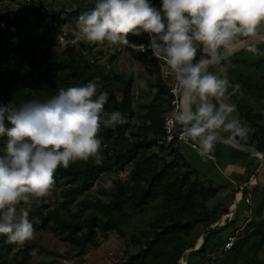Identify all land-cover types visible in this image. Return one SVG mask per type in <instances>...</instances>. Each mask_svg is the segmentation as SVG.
<instances>
[{"label":"rangeland","instance_id":"obj_1","mask_svg":"<svg viewBox=\"0 0 264 264\" xmlns=\"http://www.w3.org/2000/svg\"><path fill=\"white\" fill-rule=\"evenodd\" d=\"M94 4L95 0H0V104L46 101L60 89L89 81L122 103L129 83V110L120 111L128 122L102 125L98 134L102 162L89 158L70 164L71 169L81 166L84 171L75 175L55 172L51 194L26 205L34 238L16 245L0 236V264H242L251 258L248 248L264 233V159L251 160L249 174L238 176L236 170L227 171L232 158L227 146L215 145L212 160L182 140L173 144L174 153L153 145L167 96L161 89L170 87L173 78L150 50L141 52L140 45L149 42L147 34H129L128 45L81 41L79 50L70 46L64 52L54 51L58 37L73 38L78 16ZM39 15H47L48 22ZM21 21L33 28L20 26ZM251 46L264 53V43ZM248 48L209 71L227 78L230 85H240L234 94L231 87L228 90V102L237 106L233 115L242 124L247 113L259 117L255 130L264 135V55H253ZM204 57L198 49L197 60ZM67 63L76 66V77H67ZM24 77H31V82ZM6 141L0 137V155ZM158 170L165 174L155 198L139 209L123 204L131 196L128 188L141 189L144 177ZM251 175L257 182L245 184ZM194 179L212 192L187 200ZM172 181L181 185L168 200L160 186ZM242 185H250L252 197L241 192ZM106 210L115 222H106ZM57 217L64 224L56 222ZM234 231L235 246L225 253L221 245Z\"/></svg>","mask_w":264,"mask_h":264},{"label":"clouds","instance_id":"obj_2","mask_svg":"<svg viewBox=\"0 0 264 264\" xmlns=\"http://www.w3.org/2000/svg\"><path fill=\"white\" fill-rule=\"evenodd\" d=\"M141 33L149 36L141 52L150 50L174 81L177 102L167 123L195 142L198 155L212 158L221 133L248 138L252 129L233 115L237 106L228 102L229 88L234 94L240 85H230L209 67L241 39L264 35V0H161L160 9L149 0H95L78 16L73 38L58 37L54 51L79 50L81 41L128 45L129 34ZM198 49L205 54L199 60ZM247 50L264 55L255 46ZM107 101L108 93L89 81L60 89L46 101L0 104V137H7L0 155V236L6 243L23 245L34 238L26 205L51 194L58 168L89 158L102 162L101 126L128 122L120 111L104 113Z\"/></svg>","mask_w":264,"mask_h":264},{"label":"trees","instance_id":"obj_3","mask_svg":"<svg viewBox=\"0 0 264 264\" xmlns=\"http://www.w3.org/2000/svg\"><path fill=\"white\" fill-rule=\"evenodd\" d=\"M149 2L156 9H160L161 0H149ZM47 17H48L47 15H39V19H42V21H44V22H48V18ZM19 24L22 27L33 28V24H30V23L25 24V22L21 21V22H19ZM7 35H10V33L9 34H4V36H7ZM261 43H264V42H261ZM227 60H224V61H222L220 63H225ZM66 66L69 69L67 77H76V75H77L76 66L73 63H67ZM23 79H26L27 83L31 82V80H32L31 77H30V79L28 77H24ZM128 84L129 83L127 82L126 86L124 87V91H123L126 100H124L122 103H115V101H113L112 98H110V96L108 95V101L104 105V113H110V112L115 111V110H117V111H125V112L129 110V108H128V100H127ZM162 87L163 88L161 90H164L167 96H166V100L164 101L165 103L163 104L164 105L163 109L161 111V116H160V119H159V126L157 125V127H156L157 129H155L157 134L154 135V139L152 141L153 145H157V139L162 137L163 134H164V130H163V112L167 109L168 100H169V97H170L169 87H167V88H165L164 86H162ZM58 92H59V90H58ZM50 98H52V97H50ZM256 118H259V117L256 116ZM256 118L249 116V113L246 114V116H245V125L249 126L252 130L253 129L254 130H253V132L250 135H248L247 139H245V140H240L239 138H236V139H238V141H240L243 144L254 146L257 149H259L261 151H264V135L263 134H259V131L255 130V129L259 128L254 123V120ZM215 145H219V144H215ZM159 147L167 149L168 152H171V153H174V150H175L172 143L168 144L166 146L162 145V146H159ZM233 151L235 153L239 154V155H244V156L250 157L248 154L242 153V152H240V151H238L236 149H233ZM252 160H253V163L255 161L257 163V162H259L260 158L252 157ZM93 167H95V166L90 167L89 172H91L93 170ZM77 169H71L70 167H68L67 169H64V168L61 167V168H58L56 170V173L73 174V175H75L77 173H83L84 172V171H82L81 166H79ZM164 174H165V171H163V170H161V171L160 170L153 171V173H151V174L149 173L148 176L144 177V180H145L144 187H141V189L128 188V191L131 194V196L130 197H126L125 199H123L122 200L123 204H125L128 207L130 206L132 208H138L139 209V207H141L147 201V199L155 198L157 196L158 184L163 179ZM194 180L195 181L192 184H190V186H189L190 188L187 191L186 199L187 198L189 199L190 197L192 198V197H194L196 195H202L203 197H205L206 195H209L212 192V190H209V189H205L204 190L202 185H200L197 182L198 180L197 179H194ZM179 185H181V184H176V183H174L172 181V182H169V183L167 182L165 184H161L160 187L163 188L164 194H165V196L168 197V200H169V199H172L173 195L176 194L175 190H176L177 187L179 188ZM122 187H123V184L119 183L120 190L122 189ZM242 192L247 194L249 192V190H248V188L246 186H244L243 189H242ZM105 214H106V216L109 215L108 221H106V222H115L113 220V216H110L108 210L105 211ZM56 222H59L61 225L64 224L63 221L60 218H58V217L56 218ZM263 243H264V233L261 234L260 240L258 242L252 244L251 247L248 248V252L251 253V255H250L251 258L244 259L242 261V264H264V260H259L256 257V254L261 249ZM234 246H235V244H234ZM234 246L230 250L225 251V253L232 251ZM200 249H201V246H200V248H198L196 250H200ZM16 264H18V263H16Z\"/></svg>","mask_w":264,"mask_h":264},{"label":"built area","instance_id":"obj_4","mask_svg":"<svg viewBox=\"0 0 264 264\" xmlns=\"http://www.w3.org/2000/svg\"><path fill=\"white\" fill-rule=\"evenodd\" d=\"M147 39L149 41V36L148 35H147ZM173 83H174V81H172V83L170 84V87H169L170 97H169V100H168L167 109L163 112V130H164V134H163L162 137L157 139V145L158 146H162V145L166 146V145L171 144V143L174 144L176 142V140H182V141L186 142L187 144H189V146L192 149L197 150V148L195 146V142L185 140V139H183L181 137L179 126H176L175 128H172L167 123V121L171 118L172 111L174 110L176 102H177L176 101V97H174L172 95V93H171V88L173 87ZM210 159H214V156L212 155V158H210ZM244 186H246V185L240 186V189L242 190ZM247 198H248L247 199L248 203H250V201H249L250 197H247ZM237 238H238L237 237V231H234V232L230 233L226 237V239L223 241V243L221 245L222 251L225 252V251L230 250L234 246ZM185 264H186V262H185Z\"/></svg>","mask_w":264,"mask_h":264},{"label":"water","instance_id":"obj_5","mask_svg":"<svg viewBox=\"0 0 264 264\" xmlns=\"http://www.w3.org/2000/svg\"><path fill=\"white\" fill-rule=\"evenodd\" d=\"M261 42H264V35H261L256 38H246L242 40L241 42H239L233 49H231L228 52H225L220 62L227 60L228 58L232 57L233 55H235L236 53L240 52L241 50H243L244 48L248 46L261 43ZM215 144H220V145H224L227 147H231L242 153L248 154L252 157H259L261 159H264V151H261L254 146L243 144L240 141H238V139H232L230 137H220Z\"/></svg>","mask_w":264,"mask_h":264},{"label":"crops","instance_id":"obj_6","mask_svg":"<svg viewBox=\"0 0 264 264\" xmlns=\"http://www.w3.org/2000/svg\"><path fill=\"white\" fill-rule=\"evenodd\" d=\"M229 148L232 150V153H231L232 158L226 164L227 171H235L236 170V172H238V176L248 175L249 174L248 171H249V169L251 167L249 165V163L252 160V156L251 157H247V156H244V155L236 154L233 151V148H231V147H229ZM212 155L214 156V159H212V160H215L216 159L215 155L213 153H212ZM227 174L229 175V173H227ZM252 176L253 175H251L250 178L247 181H245V184L246 183H250V182H257V178L255 176L253 178ZM246 187L249 188L250 185H246ZM248 193L251 195L250 197H252V194L250 193V191ZM230 214H232V215L235 214V210L234 209H230ZM250 214H251V212H250ZM263 251H264V243L262 244L261 249L256 254V257L259 260H264V255L263 256L261 255L262 257L260 256V254Z\"/></svg>","mask_w":264,"mask_h":264}]
</instances>
